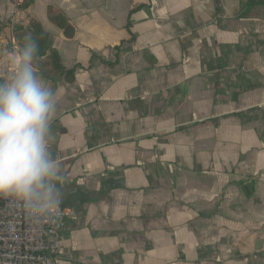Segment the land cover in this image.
<instances>
[{
	"label": "crops",
	"instance_id": "1",
	"mask_svg": "<svg viewBox=\"0 0 264 264\" xmlns=\"http://www.w3.org/2000/svg\"><path fill=\"white\" fill-rule=\"evenodd\" d=\"M60 11L72 37L49 19ZM0 0L66 76L54 264H264V0Z\"/></svg>",
	"mask_w": 264,
	"mask_h": 264
},
{
	"label": "clouds",
	"instance_id": "2",
	"mask_svg": "<svg viewBox=\"0 0 264 264\" xmlns=\"http://www.w3.org/2000/svg\"><path fill=\"white\" fill-rule=\"evenodd\" d=\"M39 46L29 35L15 69L0 79V197H12L34 217L51 216L62 194L61 168L50 151L57 96L39 73Z\"/></svg>",
	"mask_w": 264,
	"mask_h": 264
},
{
	"label": "built area",
	"instance_id": "3",
	"mask_svg": "<svg viewBox=\"0 0 264 264\" xmlns=\"http://www.w3.org/2000/svg\"><path fill=\"white\" fill-rule=\"evenodd\" d=\"M16 17L27 21L26 0H11ZM13 19L0 32V79H7L15 69L21 50L14 37ZM46 217L29 215L12 197H0V264H54L60 257L62 233L70 212L61 208Z\"/></svg>",
	"mask_w": 264,
	"mask_h": 264
},
{
	"label": "trees",
	"instance_id": "4",
	"mask_svg": "<svg viewBox=\"0 0 264 264\" xmlns=\"http://www.w3.org/2000/svg\"><path fill=\"white\" fill-rule=\"evenodd\" d=\"M48 14L49 19L61 28L67 37L73 36V27L60 11L51 8ZM8 28L9 21H0V32H4ZM29 35L35 39L39 46V52L35 59L38 73L49 79L55 76H66V80L71 82L73 72L66 71L63 68L60 56L53 47V39L39 22L33 20L27 27H14V37L20 48L24 44L25 37Z\"/></svg>",
	"mask_w": 264,
	"mask_h": 264
}]
</instances>
